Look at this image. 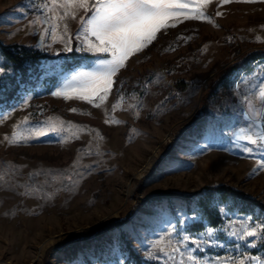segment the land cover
<instances>
[{"label": "rangeland", "instance_id": "374dc122", "mask_svg": "<svg viewBox=\"0 0 264 264\" xmlns=\"http://www.w3.org/2000/svg\"><path fill=\"white\" fill-rule=\"evenodd\" d=\"M50 2L0 0V43L58 55L67 52L59 39L66 23L75 49L85 11L60 22L54 39L44 32L48 24L35 23L50 15L42 7ZM199 10L208 19L177 17L175 27L130 56L103 103L95 99L99 107L73 94L51 95L56 85L48 84L66 74L70 58L46 62L39 78L33 72L23 88L0 48V112L10 113L0 118V264H135L130 251L145 264H179L177 247L185 252L184 264H192L181 237L208 240L209 228L212 240L193 253L201 264L264 260L259 238L248 247L232 236L246 218L248 227L261 224L264 212L215 196L222 220L213 226L197 203L206 187L217 185L264 203L261 153L252 145L253 155L243 153L239 146L247 142L236 139L240 128L261 123L245 119L242 100L251 93L248 81L264 79V58L222 79L230 66L264 51V2L209 0ZM14 79L21 96L7 104L3 92L14 89ZM14 134L19 142L9 143ZM165 192L192 198L137 204Z\"/></svg>", "mask_w": 264, "mask_h": 264}, {"label": "snow or ice", "instance_id": "6c2138e0", "mask_svg": "<svg viewBox=\"0 0 264 264\" xmlns=\"http://www.w3.org/2000/svg\"><path fill=\"white\" fill-rule=\"evenodd\" d=\"M209 0H200L196 10L192 15H188V2L182 0H51L50 5H42L47 9L44 19L37 17L35 23L48 24L44 29L45 33L51 32L54 39L57 38V30L60 28V22L66 21L69 15L75 19L76 11L83 9L85 16L80 17L81 27L75 33V39L80 43L75 48L79 52H90L93 54H109L103 58L94 61L92 67L76 71L66 78L62 87H58L51 92L54 97H63L65 99L76 98L85 100L96 107L100 105L95 103L98 98L101 103L110 93L112 85L116 82L113 77L117 75L120 69L126 67V61L130 56L143 51L149 44L157 39V33L165 31L169 27H175L173 22L177 17L184 19H208L205 13L199 10L200 5L207 4ZM229 3L231 0H223ZM238 2H255V0H238ZM264 2V0H261ZM72 11L69 12L68 9ZM64 9L63 14L58 10ZM216 15H221L217 12ZM94 38V39H93ZM60 42L64 45V51L71 52L73 47L71 41L73 36L68 33V26L63 25V33L59 35ZM4 69L0 67V74ZM251 86L250 95H244L242 102L247 111L245 119L255 118L260 120V124L250 123L247 127H242L236 135L237 140L246 141L247 144L240 145V150L248 155H253L254 148L248 145L256 146L261 153V159L258 161V169H264V79H259L258 83L248 81ZM31 97L23 100V105H27ZM22 105V106H23ZM76 111V109H72ZM10 115L7 111L0 112V118L6 119ZM27 123V118H25ZM106 123L108 120L105 121ZM259 128V131H252L253 128ZM44 133H41L43 135ZM7 140L8 138L5 137ZM14 138L9 143H18ZM246 218L242 223V230L239 233H232V236L238 240L245 241L248 247H256L255 239L259 238L264 244V221L255 227H248ZM253 223H255L253 221ZM259 229V231H258ZM169 235L175 232V226L167 229ZM208 240L201 241L199 238H191L188 235L181 237L184 250L187 252V260L192 264H201L194 252L201 250L202 243H209L214 236V229L209 228L206 233ZM249 238H252L249 240ZM158 243V242H157ZM171 243V241H169ZM195 245L189 248L188 244ZM180 253L181 261L184 264V251L179 247L174 249ZM151 256V253H148ZM219 259V257H217ZM258 264H264V260L258 257H250Z\"/></svg>", "mask_w": 264, "mask_h": 264}, {"label": "trees", "instance_id": "16d2710c", "mask_svg": "<svg viewBox=\"0 0 264 264\" xmlns=\"http://www.w3.org/2000/svg\"><path fill=\"white\" fill-rule=\"evenodd\" d=\"M0 48L3 56L9 62V64L13 67L16 76L19 77L20 82H22L23 88H26L29 83L32 82L30 80V76L33 72H36V78H39L42 72V66L49 61H52L58 57H66L70 58L69 61H66L67 69L74 68L81 64L82 62V54L77 52L75 49L71 52H60L58 55H50L48 53L42 52L41 50L30 48L20 44H11V45H4L0 43ZM86 56H91L90 54H86ZM264 58V51H257L249 54L242 62H238L230 66L225 74L223 75V80L229 78L236 69H244L249 70L251 68V64L255 61ZM15 80V79H14ZM58 79L53 77L51 82L48 84L50 87L54 86L57 83ZM15 87L12 91H7V88L4 90L5 97L4 99L7 101L6 103L9 104L14 103L15 101L19 100L20 92H17V83L16 80L14 82ZM206 193L203 197L198 198V205L200 206L201 210L204 213V216L209 220L210 224L213 226L218 225L222 218L218 213L217 205L214 202V197L218 196V198L225 202L229 199L234 200L235 202L240 203L243 208H258L261 212H264V203L260 200L249 196L245 192L235 189L232 186L228 185H217V186H209L206 187ZM171 197H179L182 199L190 200L192 197L190 195H186L183 193H174V192H165L158 195L151 196L149 198H142L138 199L137 204H141L147 202L148 200L152 199H162V198H171ZM123 220L117 221L110 226H108L101 234H105L111 228L116 227L117 225L121 224ZM198 228H202L203 224L198 223ZM100 236V235H99ZM86 241V240H84ZM264 249V245H263ZM131 257L133 258L135 264H145L144 261L140 260L133 251H130Z\"/></svg>", "mask_w": 264, "mask_h": 264}, {"label": "crops", "instance_id": "0c3cea01", "mask_svg": "<svg viewBox=\"0 0 264 264\" xmlns=\"http://www.w3.org/2000/svg\"><path fill=\"white\" fill-rule=\"evenodd\" d=\"M182 2H188V5H189L188 12L193 11L195 8H197V5L199 4V0H182ZM81 54H82V62H81V64H79L78 66H76L74 68L67 69L66 74H64V76L60 80H58L57 83L55 84L56 85V89L58 87H62V85L65 82L66 78H70V76L72 74H74L76 71L82 70V69H88V68L92 67L93 64H94V61H96L98 58H103L105 56L110 58L109 54H99V53L98 54H93V53H90V52H83ZM86 54H90L91 56H86ZM122 69H120V71ZM118 73H117V75H118ZM116 76L113 77L114 80H115ZM73 95H76V94L73 93Z\"/></svg>", "mask_w": 264, "mask_h": 264}, {"label": "bare ground", "instance_id": "6f19581e", "mask_svg": "<svg viewBox=\"0 0 264 264\" xmlns=\"http://www.w3.org/2000/svg\"><path fill=\"white\" fill-rule=\"evenodd\" d=\"M154 159H155V158L151 159V160L149 161L148 165H151ZM138 178H139V177H138L137 175L134 176V179H135V180H137ZM132 192H133V187L130 186V187H129V194H131Z\"/></svg>", "mask_w": 264, "mask_h": 264}]
</instances>
